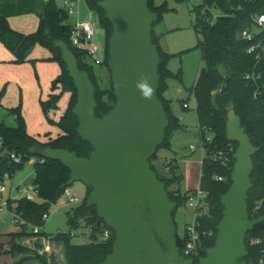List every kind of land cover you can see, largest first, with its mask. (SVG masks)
<instances>
[{
    "label": "trees",
    "instance_id": "1",
    "mask_svg": "<svg viewBox=\"0 0 264 264\" xmlns=\"http://www.w3.org/2000/svg\"><path fill=\"white\" fill-rule=\"evenodd\" d=\"M85 1L105 30L106 46L102 63L99 66L105 67L111 78L108 61L109 41L113 31L112 23L107 18L106 12L99 6L102 0ZM237 4V0H204L202 5L192 10L196 14L194 28L198 35L202 36L197 48L202 50L204 63L192 88L196 99L198 127L205 152L199 191L206 194L205 201L209 208L208 212L196 211V230L202 241L201 257H206L207 250L216 243L218 225L224 211L221 197L232 185L231 173L235 165L234 154L238 144L228 141L226 134V119L231 103L235 105V111L240 116L242 125L246 127L253 145L260 149L253 157L254 170L251 179L254 186L249 192L248 206L251 218L264 216V78L258 82L247 79V75L255 71L256 61L247 52L249 43L241 38L242 32L252 25L250 13L257 8L247 6L239 11L236 9ZM149 8L158 14V21L154 24L152 31L153 42L161 55L159 66L161 80L158 94L170 120L165 142L158 148V152L161 148L171 149L174 134L184 128L180 120L172 113L169 101L164 97L168 87V78L176 77L182 80L181 70L178 74H174L169 68L170 60L182 53L170 54L164 51L160 45L163 35H158L155 30L156 25L163 20L164 14L170 10L169 4L167 2L157 4L155 0H149ZM215 11L219 14L216 15ZM26 14H37L40 19L37 30L29 34L14 30L9 23V18ZM67 19L68 11L59 7L56 0H0V42L13 54L14 62L20 64L29 61L35 64L36 60H28V56L31 50L39 45L51 52V57L45 60L56 62L61 68V74L52 82L51 93L47 99L41 100V108L47 121L61 131L56 138L43 142L30 135L21 113V105L8 109L10 115L17 116L16 126H7L0 119V135L4 139L7 150L21 155L23 159L21 164L16 165L11 164L9 160L2 163L3 156L0 155V185L3 184L6 174L11 175L17 168L22 167L24 161L36 158L33 184L38 191L39 200L31 201L22 197L16 201L15 207L11 201H8L10 210L18 213L23 219V222L19 224L21 229L10 233V240L7 243H0V257L12 256L13 264H23L30 260L49 264L43 255L21 243L20 240L27 236L37 239L46 238L61 244L65 251V264H100L112 253L116 239L114 231L109 227L104 225L101 229L98 228L97 209L87 206L88 196L92 192V188L89 187H87V195L82 203L67 214L68 232L55 235L41 231L33 232L34 227L44 226V215L49 214L50 206L69 188L65 185L71 177L69 168L60 161L45 159L40 151L50 146L68 149L84 158H89L93 151L92 145L83 140L77 132L79 120L73 113L77 102V89L73 79L69 76L61 50L54 46L55 40L67 43L78 59L79 68L89 73L96 89V115L100 118L106 117L116 104L112 80L110 87L102 86L101 80L95 73V65L90 62L85 52L73 46L72 25L67 23ZM258 87L263 90L255 98L254 93ZM4 93L5 88L0 92V100ZM66 93H70L67 109L59 120L55 121L49 114L59 108V102ZM208 135L212 136L211 140L207 139ZM230 147L232 151L228 154ZM157 152L151 159L152 167L156 172L152 161L157 157ZM227 158L229 161L224 165L223 161ZM164 169L168 176H162L158 172L157 174L159 179L166 183L171 200L177 203L173 212L175 221L177 208L189 201L190 196L197 191L185 194L170 191V186L180 183L183 177L178 173L176 160L165 162ZM217 177H222L223 180L218 181ZM83 227L91 231L90 242L73 243L74 232ZM105 230L110 231V237L103 240ZM177 237L178 246L182 251L187 234L182 239L177 233ZM252 240L259 242L253 244ZM37 243L39 246L40 242ZM246 246L249 252L247 264H264V222L255 226L247 234ZM193 260L195 264H199V258Z\"/></svg>",
    "mask_w": 264,
    "mask_h": 264
},
{
    "label": "water",
    "instance_id": "2",
    "mask_svg": "<svg viewBox=\"0 0 264 264\" xmlns=\"http://www.w3.org/2000/svg\"><path fill=\"white\" fill-rule=\"evenodd\" d=\"M99 6L113 26L108 65L116 104L106 117L96 115V89L89 73L79 68L67 43L55 40L77 89L73 108L77 132L93 151L84 158L47 146L40 154L70 169L65 186L82 182L92 188L87 206L96 207L98 228L105 225L116 237L112 253L100 264H195L181 254L173 218L177 203L151 163L170 125L158 94L161 55L152 39L158 14L149 8V0H102ZM141 77H147L155 90L150 100L143 99L136 87ZM226 134L228 141L238 144L232 185L221 197L224 211L216 243L199 264H247L246 236L264 222V216L251 218L248 206L253 157L260 149L253 145L233 103L228 107ZM7 157L6 153L2 163Z\"/></svg>",
    "mask_w": 264,
    "mask_h": 264
},
{
    "label": "rangeland",
    "instance_id": "3",
    "mask_svg": "<svg viewBox=\"0 0 264 264\" xmlns=\"http://www.w3.org/2000/svg\"><path fill=\"white\" fill-rule=\"evenodd\" d=\"M204 0H164L169 4L170 10L164 14L162 25L172 28L170 32L160 41L161 47L167 48V53H182L172 58L169 62V68L174 74L182 71V80L176 77L167 79L168 87L164 93V97L169 101L172 113L184 124V130L178 131L172 140L171 148L179 150L175 153L174 149L161 148L157 152V157L153 159V165L160 175L168 176L163 170L167 157L163 154L177 157L176 166L178 173L183 178L180 183L170 186L169 190L176 193L185 194L200 190V180L202 175V160L205 152L202 146V138L200 135L198 120L196 115V99L192 93L200 71L204 66L202 61V50L197 48L199 40L202 36L198 35L194 28L196 14L192 11L194 7L202 5ZM59 7H64L63 0H56ZM218 15L219 12L215 11ZM92 17L90 8L85 0H80L79 10L73 14H68L67 23L74 25L78 21H86ZM93 22V20L91 19ZM34 15L28 17H16L11 20L12 27L22 33L29 34L35 32L38 23ZM36 23V24H35ZM95 29V42L99 48L100 56L103 57L106 46L105 30L100 24L98 17L93 22ZM47 50L36 45L29 53L28 60H36L33 64L29 61L17 64L12 60L11 52L0 43V92L5 88V93L0 100V119L7 126L14 127L17 125L14 115L8 113V109L21 105L25 114L29 130L32 134L44 137L48 131H58L51 125L41 108L39 96L43 99L49 92L50 82L47 76L52 74L53 66L37 65L38 59L46 56ZM12 60V61H11ZM46 60H41L43 63ZM48 62V61H46ZM95 73L101 80L103 87H110L111 78L109 71L105 67L95 66ZM60 100V108H65L66 98L70 97V93H66ZM189 104V109H184V103ZM56 111V110H55ZM51 111L50 117L59 116V112ZM54 112L56 113L54 116ZM191 147H195L192 152ZM36 158H31L23 162L22 167L17 168L11 175L6 174L3 181L4 191L0 192V204L11 201L16 206V201L25 197V191L33 186L35 177ZM69 190L78 200L72 202L70 197L63 193L58 200L49 208V218L45 221L44 226L40 229L49 235L57 233H66L69 231L68 212L79 206L87 195V187L82 182H75L69 186ZM196 208L189 200L181 204L175 212V222L177 225V233L179 238H184L186 227L193 225L196 219ZM20 223L14 222L13 212L9 206H5L0 212V243H7L10 240L9 234L17 232L21 229ZM91 231L89 228L83 227L74 232L73 243L85 244L90 242ZM23 245L34 249L43 255L48 263L63 264L66 263L65 251L61 244L48 239H37L32 237H24L21 240ZM37 242L40 245L37 246ZM14 259L10 255L0 257V264H13ZM23 264H41L38 260H30Z\"/></svg>",
    "mask_w": 264,
    "mask_h": 264
},
{
    "label": "built area",
    "instance_id": "4",
    "mask_svg": "<svg viewBox=\"0 0 264 264\" xmlns=\"http://www.w3.org/2000/svg\"><path fill=\"white\" fill-rule=\"evenodd\" d=\"M75 0H64L65 9L68 11V14H73L76 12L75 8L72 6V2ZM238 4L236 9L237 10H244L247 6H253L257 8V10L252 11L250 13L252 19V25L250 28L245 29L242 34V40L249 43V47L247 52L252 55L256 61V69L252 74L247 75V79H252L254 82H258L264 78V0H237ZM260 9V10H259ZM262 9V10H261ZM71 41L73 46L78 49L79 51L85 52L88 56L90 62L95 66H99L102 63L103 57L100 56V51L98 46L95 43V29L94 24L91 20L86 21H78L76 24L72 25V35ZM263 88L258 87L254 93V97L256 98L262 92ZM185 108H188V104H184ZM16 118L17 116L14 115ZM208 140L212 139L211 135L207 136ZM192 150H195V147H192ZM232 151L230 147L229 152ZM8 154L7 160L11 164H21L23 159L21 155H18L15 152H10L7 150L4 139L0 135V155L4 156ZM229 159H225L223 164H227ZM168 171V168H166ZM218 181H222V177H217ZM4 191L3 184L0 185V192ZM25 197L31 201H38V191L33 184L29 189L25 191ZM65 194L70 197L72 202H77V198L72 195L69 188L65 190ZM206 194L198 191L197 193L190 196V201L196 208V211L208 212L209 208L205 201ZM8 206V202L0 204V212L4 210V207ZM14 215V222L21 223L23 222L22 217L12 211ZM50 214H45L43 217L44 222L48 220ZM42 227L36 226L33 228L34 233L40 232ZM187 239L186 243L181 251V254L187 259H194L201 257V250H202V241L200 234L196 230V223L193 225H189L186 227ZM110 237V231L105 230L103 235V240H106ZM258 240H252L253 244L258 243Z\"/></svg>",
    "mask_w": 264,
    "mask_h": 264
},
{
    "label": "crops",
    "instance_id": "5",
    "mask_svg": "<svg viewBox=\"0 0 264 264\" xmlns=\"http://www.w3.org/2000/svg\"><path fill=\"white\" fill-rule=\"evenodd\" d=\"M155 2L157 3V4H162L163 2H164V0H155ZM63 3H64V0H63ZM79 3H80V0H75L74 2H72V6L75 8V10L77 9V10H79ZM63 8H65V6L63 7ZM92 13V12H91ZM31 15H34L35 16V19L37 20V22L36 23H38V26H39V22H40V19H39V16L37 15V14H26V15H21V16H15V17H11V18H9V23H10V26L12 27V25H11V20L13 19V18H16V17H28V16H31ZM93 17H94V15H93V13H92V17L89 19V20H93ZM35 23V24H36ZM13 28V27H12ZM38 28V27H37ZM14 29V28H13ZM172 28H168L167 26H165V24L164 25H162V23H159L158 25H156V27H155V30H156V33L158 34V35H163L162 36V38L166 35V33H168V32H170V31H172L171 30ZM15 30V29H14ZM37 30V29H36ZM162 38H161V40L160 41H162ZM1 43V42H0ZM96 43V42H95ZM2 44V43H1ZM3 45V44H2ZM40 48H41V46H39ZM43 48V47H42ZM45 50H47V53H46V56L44 57V58H42V59H38V61H39V63L37 64V65H39L40 67H41V65H43V66H46V65H49V66H53V71H52V74L48 77L47 76V81H51L50 82V90H49V92H48V94L46 95V98H44L43 99V96L42 95H40L39 96V101H40V103H41V100H45V99H47V97H48V95L51 93V85H52V82H53V80H55L60 74H61V68H60V66H59V64L58 63H56V62H50V61H48V62H43V63H41L40 61L41 60H44V59H48L49 57H51V52L48 50V49H46V48H44ZM164 51H166L167 52V48L166 47H163L162 48ZM12 54V53H11ZM14 59V56H13V54H12V60ZM11 60V61H12ZM34 60V59H33ZM35 60H37V59H35ZM65 95H67V94H65ZM68 100H69V97H67L66 98V105H65V108H63V109H61L60 108V103H59V108L56 110L57 112H59L60 114H59V116H57L56 115V117H54V119L53 120H55V121H57V120H59V118L63 115V113L65 112V110L67 109V105H68ZM186 103V102H185ZM184 103V104H185ZM184 104H183V108L184 109H189V104H188V108H185L184 107ZM12 108H15V107H12ZM9 109H11V108H9ZM55 111V112H56ZM54 112V116H55V113ZM21 113H22V116L24 117V119H25V121H26V124H27V130H28V133L30 134V135H32V136H35V137H37L40 141H43V142H46V141H48L50 138H56L60 133H61V131L56 127V126H53V127H55L58 131H56V132H53V131H48V132H46L45 133V135H44V137L43 138H41L40 136H38V135H35V134H32L31 132H30V130H29V127H28V123H27V120H26V117H25V114H24V112H23V110H21ZM182 125L184 126V124L182 123ZM182 130H184V128L183 129H181V130H179V131H182ZM177 133H179L178 131L174 134V136H173V138H172V140L174 141V138H175V136L177 135ZM172 150L174 149V151H175V153H179L180 151L179 150H175V148H171ZM170 149V150H171ZM191 150H192V147H191ZM195 150H196V148H195ZM195 150H192V152H195ZM163 156L164 157H167V162H170V161H172V160H176V161H178L177 160V157L176 156H173V155H169V154H167L166 152L163 154ZM204 158V157H203ZM203 161V160H202ZM163 170H164V172H165V169H164V166H163ZM43 239H45V238H43ZM23 244V243H22ZM63 264H65V263H63Z\"/></svg>",
    "mask_w": 264,
    "mask_h": 264
},
{
    "label": "clouds",
    "instance_id": "6",
    "mask_svg": "<svg viewBox=\"0 0 264 264\" xmlns=\"http://www.w3.org/2000/svg\"><path fill=\"white\" fill-rule=\"evenodd\" d=\"M136 87L139 90L143 99L150 100L152 98L155 90L149 83L147 77H141V79L137 81Z\"/></svg>",
    "mask_w": 264,
    "mask_h": 264
}]
</instances>
